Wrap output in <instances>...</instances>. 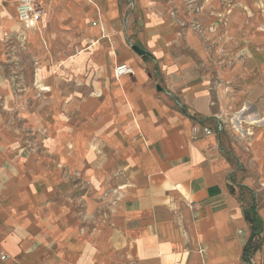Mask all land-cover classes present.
Wrapping results in <instances>:
<instances>
[{
  "label": "crops",
  "instance_id": "1",
  "mask_svg": "<svg viewBox=\"0 0 264 264\" xmlns=\"http://www.w3.org/2000/svg\"><path fill=\"white\" fill-rule=\"evenodd\" d=\"M97 1L38 0V25L19 23L10 2L32 47L51 21L75 25L88 47L65 62L77 87L60 95L47 154L0 155V264H247L253 210L242 189L264 180V77L252 62L219 81L184 77L187 63L167 74L160 50L135 47V56L117 42V0ZM239 16H228V30ZM9 19L0 8V32ZM120 65L133 74L116 79ZM52 80L41 76L44 93ZM253 260L264 264V246Z\"/></svg>",
  "mask_w": 264,
  "mask_h": 264
},
{
  "label": "rangeland",
  "instance_id": "2",
  "mask_svg": "<svg viewBox=\"0 0 264 264\" xmlns=\"http://www.w3.org/2000/svg\"><path fill=\"white\" fill-rule=\"evenodd\" d=\"M10 2L0 0V8L7 9L11 18L9 29L0 32V155L26 161L47 154L48 130L59 123L65 101L60 95L77 87L65 62L88 45L74 37L75 25L51 21L41 47H32L11 16ZM116 7L119 20L110 24L117 42L135 56V47L160 50L167 74V67L187 63L181 70L184 77L219 81L222 71L233 63L240 62L247 69L252 62L264 77V0H117ZM83 10L78 13L83 15ZM234 12L240 16L228 30V16ZM92 21L87 27H92ZM127 30L132 35L129 39ZM94 71L87 67L86 75L92 77ZM42 75L52 77L54 92H43ZM261 81L264 84V78ZM35 116L38 125L31 122ZM244 181H248L246 176ZM242 190L248 209L258 219L264 213L259 180L253 188ZM260 245L262 249L264 240Z\"/></svg>",
  "mask_w": 264,
  "mask_h": 264
},
{
  "label": "built area",
  "instance_id": "3",
  "mask_svg": "<svg viewBox=\"0 0 264 264\" xmlns=\"http://www.w3.org/2000/svg\"><path fill=\"white\" fill-rule=\"evenodd\" d=\"M16 12H17L18 22L21 24L31 23L33 25H38L44 16V9L42 8L38 0H17ZM24 37L26 38V36L22 34V38ZM132 74H133V69L129 67L128 65H120L116 67L114 71V75L116 79H120L123 76L132 75ZM222 130H223V127L219 126L217 133H221ZM204 133L206 135L214 134V132L208 128L204 129ZM261 188L264 193V180L261 183ZM253 258H251L247 262V264H255ZM5 259L6 257L3 256L2 260H5ZM177 264H180V263H177Z\"/></svg>",
  "mask_w": 264,
  "mask_h": 264
},
{
  "label": "trees",
  "instance_id": "4",
  "mask_svg": "<svg viewBox=\"0 0 264 264\" xmlns=\"http://www.w3.org/2000/svg\"><path fill=\"white\" fill-rule=\"evenodd\" d=\"M247 220L252 225V235L245 248L244 258L246 262L255 256L260 249L261 241L264 240L261 238V233L263 232L261 220L253 217L252 213L247 214Z\"/></svg>",
  "mask_w": 264,
  "mask_h": 264
},
{
  "label": "bare ground",
  "instance_id": "5",
  "mask_svg": "<svg viewBox=\"0 0 264 264\" xmlns=\"http://www.w3.org/2000/svg\"><path fill=\"white\" fill-rule=\"evenodd\" d=\"M234 120H235V119H234ZM237 120L240 121V120H242V118H236V120H235V121H236V124L238 123ZM255 120H256V119H255L254 117H250V118H249V122H251V123H258V122L255 121ZM233 123H234V122H233ZM249 124H250V123H249ZM241 125H242V124H241ZM241 129H242V128H241ZM241 131H242V130H241Z\"/></svg>",
  "mask_w": 264,
  "mask_h": 264
},
{
  "label": "water",
  "instance_id": "6",
  "mask_svg": "<svg viewBox=\"0 0 264 264\" xmlns=\"http://www.w3.org/2000/svg\"><path fill=\"white\" fill-rule=\"evenodd\" d=\"M136 51H138L137 49H136ZM139 52V51H138ZM139 53H141V52H139Z\"/></svg>",
  "mask_w": 264,
  "mask_h": 264
}]
</instances>
